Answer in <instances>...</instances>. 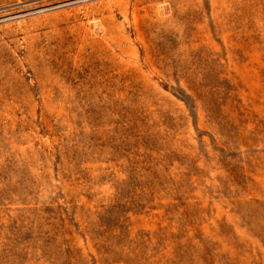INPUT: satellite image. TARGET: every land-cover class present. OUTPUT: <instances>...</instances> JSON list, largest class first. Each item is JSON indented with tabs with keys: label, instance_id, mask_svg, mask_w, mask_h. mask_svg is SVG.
Returning <instances> with one entry per match:
<instances>
[{
	"label": "rangeland",
	"instance_id": "374dc122",
	"mask_svg": "<svg viewBox=\"0 0 264 264\" xmlns=\"http://www.w3.org/2000/svg\"><path fill=\"white\" fill-rule=\"evenodd\" d=\"M0 264H264V0H0Z\"/></svg>",
	"mask_w": 264,
	"mask_h": 264
}]
</instances>
